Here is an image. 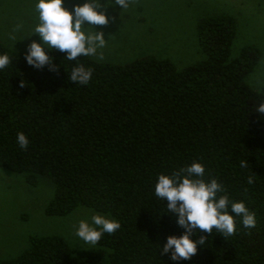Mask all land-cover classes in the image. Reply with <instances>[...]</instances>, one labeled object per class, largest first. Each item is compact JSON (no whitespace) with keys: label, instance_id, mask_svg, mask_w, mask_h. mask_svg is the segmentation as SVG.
Here are the masks:
<instances>
[{"label":"trees","instance_id":"1","mask_svg":"<svg viewBox=\"0 0 264 264\" xmlns=\"http://www.w3.org/2000/svg\"><path fill=\"white\" fill-rule=\"evenodd\" d=\"M236 33L228 13L200 17L194 36L202 58L180 68L154 55L120 64L82 55L69 61L53 49L50 71L0 42L10 57L0 71V168L30 186L40 178L52 183L48 217L86 207L121 225L81 251L60 235H32L0 264H173L159 247L184 230L153 184L158 173L193 161L230 200H243L256 224L245 228L237 216L233 235L201 231L191 238L203 235L205 243L178 264H264V115L254 111L264 94L246 82L261 54L246 45L233 55ZM76 64L92 69L87 85L68 80ZM17 132L28 137L26 149Z\"/></svg>","mask_w":264,"mask_h":264},{"label":"rangeland","instance_id":"2","mask_svg":"<svg viewBox=\"0 0 264 264\" xmlns=\"http://www.w3.org/2000/svg\"><path fill=\"white\" fill-rule=\"evenodd\" d=\"M74 3L83 0H64L63 6L71 10ZM106 13L108 24L92 26L104 33L106 45L97 53L103 59L89 58L120 64L154 55L169 59L178 68L202 58L194 36L200 17L212 13L234 16L237 33L232 54L246 45L259 49L260 61L246 82L264 94V0H129L121 13L119 6L108 7ZM36 23L33 0H0V42L6 47L26 51L31 41L39 42L36 34L31 35ZM18 24L15 36L19 41L14 43L9 37ZM52 193L53 185L45 178L30 186L22 175L0 168V260L19 254L32 235H60L77 251L94 247L75 235V226L93 213L110 217L86 207L65 217H48L44 208Z\"/></svg>","mask_w":264,"mask_h":264},{"label":"clouds","instance_id":"3","mask_svg":"<svg viewBox=\"0 0 264 264\" xmlns=\"http://www.w3.org/2000/svg\"><path fill=\"white\" fill-rule=\"evenodd\" d=\"M63 3L64 0H33L37 23L31 35L36 34L39 42L31 41L24 53L25 62L33 68L40 69L47 65L50 71H54V57L48 54L53 49L64 53V58L69 61H76L80 55L97 56L98 49L106 45V40L104 33L92 26L108 24V7L119 6L121 13L129 6V0H103V3L101 0H83V3H74L69 10ZM19 30L18 24L9 37L14 43L19 41L15 36ZM97 58L102 60L103 56ZM9 64L10 57L0 53V71ZM67 78L76 85H87L92 78V69L76 64L71 67ZM254 111L264 115V101L257 102ZM16 142L21 149H26L29 144L23 132H17ZM241 166H245L244 162ZM204 177V165L193 161L170 174L158 173L153 184L155 197L164 201L166 212L175 216L176 224L184 230L179 236L168 235L162 248L159 247V252L168 255L173 264L189 260L196 253L197 245L205 243L206 237L203 235H199L198 239L191 238L201 231L212 233L215 229L224 237L233 235L237 216L245 228H252L256 224L255 213L243 200H230L224 186L216 178ZM247 182L251 184L253 179L249 177ZM120 226L115 219L93 213L90 219L78 221L75 235L85 243L95 245L105 233L112 234Z\"/></svg>","mask_w":264,"mask_h":264}]
</instances>
